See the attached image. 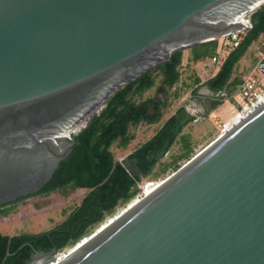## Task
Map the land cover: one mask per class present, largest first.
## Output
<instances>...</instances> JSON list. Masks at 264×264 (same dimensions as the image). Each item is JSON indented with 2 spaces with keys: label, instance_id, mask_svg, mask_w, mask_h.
I'll return each mask as SVG.
<instances>
[{
  "label": "water",
  "instance_id": "1",
  "mask_svg": "<svg viewBox=\"0 0 264 264\" xmlns=\"http://www.w3.org/2000/svg\"><path fill=\"white\" fill-rule=\"evenodd\" d=\"M262 2L0 0V209L41 190L116 90L249 30ZM55 264H264V101Z\"/></svg>",
  "mask_w": 264,
  "mask_h": 264
},
{
  "label": "trees",
  "instance_id": "2",
  "mask_svg": "<svg viewBox=\"0 0 264 264\" xmlns=\"http://www.w3.org/2000/svg\"><path fill=\"white\" fill-rule=\"evenodd\" d=\"M251 18L253 28L243 33L238 46L230 50L218 72L204 82L199 77L195 78L196 83H201L193 90L197 100L202 97L199 94L202 86L212 92L203 101L206 105L204 114L193 116L185 106H180L165 117L173 99L179 97V93H176L170 100L169 91L181 78V51L116 90L90 116L86 125L72 136L77 143L39 191V194H49L66 188L73 192L86 189V195L67 219L53 229L15 235L0 231V264H28L36 250L50 251L56 246L60 251L83 240L90 229L114 213L118 207L138 196L139 184L143 179L160 174L156 168L180 139L183 142L182 153L171 162L165 163L162 171L171 166L179 168L177 161L193 150L190 136L182 134L186 125L196 118L205 117L222 105L234 94L241 82V75L234 73L252 42L264 31V4L251 14ZM217 49V40L199 44L191 48L192 59L200 61L209 56L213 57L217 54ZM159 76L162 77L158 87L161 97L139 99L155 85ZM141 123L157 124L159 127L125 159H117L113 151L114 145L126 148L135 137L131 128ZM8 213L7 207L0 209V215Z\"/></svg>",
  "mask_w": 264,
  "mask_h": 264
},
{
  "label": "rangeland",
  "instance_id": "3",
  "mask_svg": "<svg viewBox=\"0 0 264 264\" xmlns=\"http://www.w3.org/2000/svg\"><path fill=\"white\" fill-rule=\"evenodd\" d=\"M216 40L219 45L221 42L220 39ZM191 48L180 50L183 54L180 67L181 78L174 87L170 89L169 99L171 100L176 93H179V97L173 99L172 105L167 110L165 117H168L180 106H185L186 110L189 111V114L193 116L204 114L206 111V105H204L203 101L207 100V97H210L212 92L207 87L202 86L199 89V94L202 97L199 98L200 101L199 99L197 100L194 96L193 90L201 83H196L195 78L199 77L201 82H204L217 70L219 65L213 63L212 56H209L204 60L194 61L192 59ZM228 52H230V50H228ZM251 59L252 57L248 51L237 65L234 75L245 73L247 67L251 63ZM161 80V76L157 77L155 85L143 93L139 99H146L155 96L161 97V94L158 93V87L161 84ZM230 104L234 106L235 103L233 101L228 102L226 99L222 105L212 110L205 117L196 118L186 125L182 134L190 136L193 150L188 156L180 158L177 161L179 167L222 132L224 129V123H227L228 117H232L234 114L232 110H230ZM99 108L101 107H98L95 111ZM94 112L89 114L84 121H88ZM158 127L157 124L148 125L145 123L132 127L131 133L135 135L134 140L126 148L118 147L117 144L113 147L117 159L121 160L126 158L128 154L135 150L141 143L150 138L156 132ZM182 146L183 142L179 139L162 159L161 164L156 168V171H160V174L156 177L145 178L142 183L161 181L173 173L177 169L174 166L167 168L165 171H162V168L165 163L171 162L176 156L182 153ZM87 192L88 190L86 189H78L73 192L66 188L65 190H55L49 194L32 195L17 203L6 206L9 213L8 215H0V231L5 234L15 235L21 233H38L53 229L67 219L68 215L73 211L74 207L81 201ZM135 199L136 197L129 203L132 201L134 202ZM129 203L118 207L114 213L108 215L101 223L90 229L82 239L91 235L96 229L101 227L103 223L106 224L111 217L114 218V216L122 211ZM75 245L68 246L58 251V258H63V256Z\"/></svg>",
  "mask_w": 264,
  "mask_h": 264
},
{
  "label": "built area",
  "instance_id": "4",
  "mask_svg": "<svg viewBox=\"0 0 264 264\" xmlns=\"http://www.w3.org/2000/svg\"><path fill=\"white\" fill-rule=\"evenodd\" d=\"M262 4H264V2L254 7L246 15L249 30L253 28L251 14ZM247 31L248 30L243 28L239 31L232 32L222 38H219L221 42L218 45L217 54L212 57L213 63L220 65L229 53L228 50L238 46L243 33ZM248 51L252 57L251 63L247 67L246 72L241 74V82L234 94L227 98L228 102L233 101L235 103L234 106L232 104L231 105L233 106L234 111H236L240 116H245L264 101V31L261 32L260 35L252 42ZM86 122L87 120L80 122L70 133H68L67 137L72 139V136L77 134L81 128L86 125ZM226 126L227 123H224V128H226ZM150 182L152 181L139 184L140 193L136 198L141 197L146 193L145 187ZM57 253L55 255H59Z\"/></svg>",
  "mask_w": 264,
  "mask_h": 264
},
{
  "label": "bare ground",
  "instance_id": "5",
  "mask_svg": "<svg viewBox=\"0 0 264 264\" xmlns=\"http://www.w3.org/2000/svg\"><path fill=\"white\" fill-rule=\"evenodd\" d=\"M230 105H231V104H230ZM230 110H232V112H233L234 114L232 115V117H231V116L228 117V119H227V126H226L227 128L230 127L231 124H232L233 122H235V121H237L239 118H242V117H243V116L238 115V113H237L236 111H234V108H233L232 105L230 106ZM236 113H237V114H236ZM159 182H160V181H152V182L148 183L147 186L145 187L146 191H150V190H151V189H152L157 183H159ZM112 218H113V217H111V219H112ZM111 219H109V221H110ZM107 222H108V221H107ZM103 225H105V223H103ZM80 242H81V241H80ZM80 242H79V243H80ZM73 249H74V247H73ZM69 251H72V248H71ZM69 251H68L64 256H66V255L69 253ZM64 256H63V258H64ZM63 258L59 259L57 255H54V257H52L51 259H49V258H45V259L42 258V259L36 261L35 264H55L56 262L62 260Z\"/></svg>",
  "mask_w": 264,
  "mask_h": 264
},
{
  "label": "crops",
  "instance_id": "6",
  "mask_svg": "<svg viewBox=\"0 0 264 264\" xmlns=\"http://www.w3.org/2000/svg\"><path fill=\"white\" fill-rule=\"evenodd\" d=\"M219 68H220V65L218 66L217 70H216L215 72H213V73L210 75V77L214 76V75L218 72ZM210 77H209V78H210ZM209 78H208V79H209ZM205 81H206V80H205Z\"/></svg>",
  "mask_w": 264,
  "mask_h": 264
},
{
  "label": "flooded vegetation",
  "instance_id": "7",
  "mask_svg": "<svg viewBox=\"0 0 264 264\" xmlns=\"http://www.w3.org/2000/svg\"><path fill=\"white\" fill-rule=\"evenodd\" d=\"M39 194V192L38 193H36V194H33V196H35V195H38ZM30 196H32V195H30ZM29 197V196H28ZM27 198V197H26ZM23 199H25V198H23ZM23 199H20V200H18L17 202H19V201H21V200H23ZM17 202H15V203H17ZM14 204V203H13ZM12 205V204H11Z\"/></svg>",
  "mask_w": 264,
  "mask_h": 264
}]
</instances>
